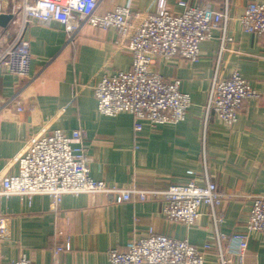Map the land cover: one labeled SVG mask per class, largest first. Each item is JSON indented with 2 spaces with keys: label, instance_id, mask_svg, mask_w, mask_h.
Wrapping results in <instances>:
<instances>
[{
  "label": "crops",
  "instance_id": "1",
  "mask_svg": "<svg viewBox=\"0 0 264 264\" xmlns=\"http://www.w3.org/2000/svg\"><path fill=\"white\" fill-rule=\"evenodd\" d=\"M163 1L174 14L182 11L178 1H184L188 6L207 3L228 17L224 30L221 24L200 44L198 62L179 56L153 59L154 72L178 79L180 90L189 95L185 119L156 126L142 121L135 134L131 115H101L93 86L101 76L128 71L132 64L130 52L116 50V32L88 25L68 32L61 24L32 22L24 32L31 55L28 75L17 77L0 70V176L17 171L15 158L28 136L42 128L60 129L68 136L81 129L94 180L118 187L134 180L142 190H161L191 178L199 185L207 179L227 195L214 209L222 222L214 224L206 206L200 207L191 226L168 221L159 200L140 202L135 196L114 204L102 195H64L57 211L51 210L45 195L10 196L0 198V215L9 217L6 238L0 241L4 256L0 264L21 254L31 264H53L57 229L70 236V250L59 256L60 264H108V250L123 249L128 240L144 237L149 230L185 239L198 249L211 243L204 264H218L217 235L246 232L252 200L264 196V37L244 32L237 18L247 4L263 0ZM127 2L99 0L96 13ZM130 2L133 13L155 11L157 4V0ZM7 27L8 23L0 26V31ZM233 70L259 93V99L243 102L231 127L212 115L204 124L203 108L214 75L227 78ZM219 240L225 250L226 239ZM230 250L227 264H264V234L249 233L241 255Z\"/></svg>",
  "mask_w": 264,
  "mask_h": 264
},
{
  "label": "built area",
  "instance_id": "2",
  "mask_svg": "<svg viewBox=\"0 0 264 264\" xmlns=\"http://www.w3.org/2000/svg\"><path fill=\"white\" fill-rule=\"evenodd\" d=\"M98 4L99 0H0V15L11 16L7 29L0 31V70L17 77L28 75L31 55L24 32L32 22L43 26L61 24L68 32L83 25L112 29L118 36L116 50L130 52L132 64L128 71L101 76L93 86L98 112L110 117L120 113L131 115L135 134L141 131L142 121L152 126L182 122L190 97L180 90L178 79L154 72L153 59L179 56L191 63L198 62L200 44L209 40L221 24L225 29L227 14L207 3L188 6L184 1H178L182 11L174 14L164 8L163 0H157L155 11L133 13L128 0L123 6L98 14ZM237 23L244 32L264 37V0L247 4ZM258 99L259 93L237 70L227 78L215 74L203 108L204 124L212 115L231 127L243 102ZM84 136L81 129L73 130L68 136L60 129L47 128L28 136L15 158L17 171L0 176V198L30 199L45 195L50 198L51 210L57 211L64 195H102L114 204L130 201L135 196L140 202L159 200L168 221L191 226L200 216V207L206 206L214 224L222 222L214 209L227 195L207 179L199 185L191 178L184 184H170L161 190H142L134 180L125 187L94 180L90 176ZM188 174L193 177L194 172ZM8 222L9 217L0 215V241L6 238ZM245 226V233L217 235L218 264L229 262L230 248L237 255L243 254L249 233L264 234V196L253 198ZM221 237L226 239L225 250L220 244ZM55 240L53 264H60L59 256L70 250L68 231L57 229ZM212 247L213 244L205 243L198 249L185 239L149 230L144 237L128 240L123 249L108 250L107 257L108 264H204L205 251ZM5 264H31V261L26 254H21Z\"/></svg>",
  "mask_w": 264,
  "mask_h": 264
},
{
  "label": "water",
  "instance_id": "3",
  "mask_svg": "<svg viewBox=\"0 0 264 264\" xmlns=\"http://www.w3.org/2000/svg\"><path fill=\"white\" fill-rule=\"evenodd\" d=\"M10 19H11V16L9 14H1L0 15V26L5 27Z\"/></svg>",
  "mask_w": 264,
  "mask_h": 264
}]
</instances>
